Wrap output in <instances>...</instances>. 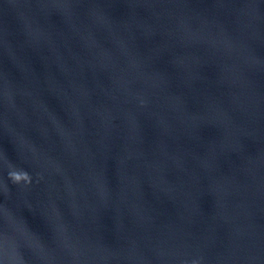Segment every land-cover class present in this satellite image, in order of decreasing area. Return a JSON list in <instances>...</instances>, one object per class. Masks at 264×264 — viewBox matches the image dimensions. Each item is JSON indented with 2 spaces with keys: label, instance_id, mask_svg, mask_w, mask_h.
<instances>
[{
  "label": "water",
  "instance_id": "water-1",
  "mask_svg": "<svg viewBox=\"0 0 264 264\" xmlns=\"http://www.w3.org/2000/svg\"><path fill=\"white\" fill-rule=\"evenodd\" d=\"M0 264H264V0H0Z\"/></svg>",
  "mask_w": 264,
  "mask_h": 264
},
{
  "label": "clouds",
  "instance_id": "clouds-1",
  "mask_svg": "<svg viewBox=\"0 0 264 264\" xmlns=\"http://www.w3.org/2000/svg\"><path fill=\"white\" fill-rule=\"evenodd\" d=\"M25 177H26V176H25ZM20 178H21L20 175H16V176H15V179H16V180H19Z\"/></svg>",
  "mask_w": 264,
  "mask_h": 264
}]
</instances>
